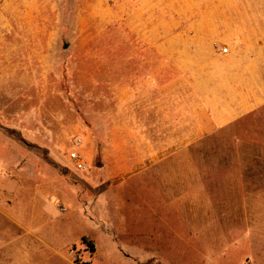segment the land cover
I'll return each instance as SVG.
<instances>
[{
  "label": "rangeland",
  "instance_id": "obj_1",
  "mask_svg": "<svg viewBox=\"0 0 264 264\" xmlns=\"http://www.w3.org/2000/svg\"><path fill=\"white\" fill-rule=\"evenodd\" d=\"M137 1L0 0V176L26 181L9 184L17 199L9 214L29 222L43 207L47 232L71 241L65 254L74 264H264V197H249L264 195V182L247 168L255 160L231 162L214 144L202 157L191 151L184 190L181 149L157 151L164 160L145 168L119 172L114 155L108 164L109 143H138L132 115L148 109V97L132 87L119 103L118 82L148 77L142 59L158 64L160 84L177 77L153 49L140 51L150 47L141 35L150 24L165 34L166 0ZM181 94L158 88L157 143L181 138L184 122L170 108V101L180 107ZM220 137L229 143V134ZM73 150L86 171L74 169ZM231 171L247 199L233 198ZM50 197L67 205H44Z\"/></svg>",
  "mask_w": 264,
  "mask_h": 264
},
{
  "label": "crops",
  "instance_id": "obj_2",
  "mask_svg": "<svg viewBox=\"0 0 264 264\" xmlns=\"http://www.w3.org/2000/svg\"><path fill=\"white\" fill-rule=\"evenodd\" d=\"M156 1L159 0H148ZM138 2L143 4L145 0ZM165 6L168 12L165 34H160L157 25L150 24L149 29L143 30L141 35L151 48L143 47L140 51L143 53L153 49L155 55L160 54L168 61L160 66L174 71L177 77L160 84L158 64L151 63V60L145 63V59H142L143 66L148 67V77L134 76L136 78L127 83L123 80L118 82L117 86L121 88L117 95L119 103L125 102L127 97L123 96L122 91L132 87L135 92L139 89L140 97H148V109H139L132 115L136 120L133 121V130L139 138L138 143L130 148H122L119 144L116 146L113 141L109 143L106 149L108 164L109 156L114 155L111 165H116L119 172L136 165L145 168L164 160L158 159L157 151L181 149L184 190L190 170V152L198 151V156L202 157L207 151H212L214 144L216 155H221L222 148H225V151H229L231 162L247 160L248 163L255 160L253 162L258 165L248 166V171L250 174L257 172V179L263 183L264 0H166ZM215 43L227 47L228 53L222 54L215 49ZM159 87L182 88L180 107L176 108L174 101H170L172 114L176 111L180 115H175L184 122L178 128L181 138L176 142L166 140L157 143L154 138L158 123L152 119H155L154 114L158 111ZM171 97L175 98L173 95ZM140 101L141 105L143 99ZM147 117L149 121H145ZM243 121L244 126L237 125ZM226 134L230 135L229 143L219 142L222 140L220 136ZM211 137L213 143L204 142ZM230 173H233V198L247 199L249 193L243 196L238 194L244 186L239 188L240 181L234 177L237 176L234 174L236 172ZM14 182L19 185L26 183L12 176H0V264H74L65 254L71 241L65 244L57 242V234L47 232L50 229L47 225L49 218L43 207L39 212H33L29 222L9 214V208L17 202V199L9 198L13 196V192H9V184ZM253 193L249 197H264L261 191ZM53 200L63 203L50 197L43 204L48 205L52 201L54 205ZM72 204L75 206L74 201ZM245 208L246 215L252 213L249 211V208L252 211L251 205ZM73 209L72 214L84 220L77 208ZM241 214L235 213V217ZM258 215H261L260 212ZM231 220L235 223L233 216ZM247 221L254 222L251 218ZM85 233L87 231L79 234L82 236Z\"/></svg>",
  "mask_w": 264,
  "mask_h": 264
},
{
  "label": "built area",
  "instance_id": "obj_3",
  "mask_svg": "<svg viewBox=\"0 0 264 264\" xmlns=\"http://www.w3.org/2000/svg\"><path fill=\"white\" fill-rule=\"evenodd\" d=\"M213 46L215 49H218L222 54L228 53L227 47H220L216 43ZM76 143H77V145L81 144V139L78 138L76 140ZM68 155H69V159H70V161H72L73 167L76 171L84 172L87 170V167H88L87 162L84 159L83 155L79 151L73 150Z\"/></svg>",
  "mask_w": 264,
  "mask_h": 264
},
{
  "label": "trees",
  "instance_id": "obj_4",
  "mask_svg": "<svg viewBox=\"0 0 264 264\" xmlns=\"http://www.w3.org/2000/svg\"><path fill=\"white\" fill-rule=\"evenodd\" d=\"M120 50V49H119ZM121 51V50H120ZM136 59V58H135ZM137 60V59H136Z\"/></svg>",
  "mask_w": 264,
  "mask_h": 264
}]
</instances>
